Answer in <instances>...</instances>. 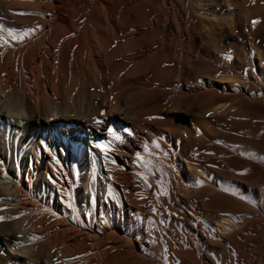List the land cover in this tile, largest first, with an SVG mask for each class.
Returning <instances> with one entry per match:
<instances>
[{
    "label": "bare ground",
    "instance_id": "obj_1",
    "mask_svg": "<svg viewBox=\"0 0 264 264\" xmlns=\"http://www.w3.org/2000/svg\"><path fill=\"white\" fill-rule=\"evenodd\" d=\"M261 13L0 0V264H222L238 186L248 219L264 214V183L231 177L217 128L248 118L254 85L264 103Z\"/></svg>",
    "mask_w": 264,
    "mask_h": 264
},
{
    "label": "rangeland",
    "instance_id": "obj_2",
    "mask_svg": "<svg viewBox=\"0 0 264 264\" xmlns=\"http://www.w3.org/2000/svg\"><path fill=\"white\" fill-rule=\"evenodd\" d=\"M261 14L264 15V13ZM260 15L259 17H261ZM261 18H258L261 20H258L259 22L256 20L259 26L256 27L255 24L256 29H258L253 33L256 38L255 43L260 47L264 46V17L262 16ZM256 87L254 85L253 90L257 97L255 95L253 99H250V104L243 102L245 105H242V103V108L240 107L242 112L248 113L247 119L242 122L241 120L234 123L231 122L227 126L223 124L217 125L219 133L223 131L219 134L220 140H222L219 152H221L220 154L223 157H221V161L225 162L227 160L229 163L231 170L228 169L227 172L231 173L233 170L231 177L245 186L252 187H257L264 183V135H262L264 133V103H262L261 96L257 94L258 87ZM227 172L225 174L228 177L229 174ZM237 192L238 209L242 212L240 213L237 210L238 214H240L235 222L238 237H232L228 243L223 244L225 253L221 263L248 264L247 262L252 258L253 263L251 262V264H260L264 257V229L260 238V228L264 225V214L261 213L259 217H256L257 219H248L252 212L258 211V206L254 207V200L246 196L241 186H238ZM244 206L248 210L250 209L249 214L246 212L247 216L246 214L243 215V210L240 209L246 208ZM181 216L188 218L185 213L181 214ZM258 247V254L255 255ZM201 260L203 264H214L205 255L201 256Z\"/></svg>",
    "mask_w": 264,
    "mask_h": 264
},
{
    "label": "snow or ice",
    "instance_id": "obj_3",
    "mask_svg": "<svg viewBox=\"0 0 264 264\" xmlns=\"http://www.w3.org/2000/svg\"><path fill=\"white\" fill-rule=\"evenodd\" d=\"M254 23H255V22H254ZM109 131H111V129H110ZM116 139H119V137H116Z\"/></svg>",
    "mask_w": 264,
    "mask_h": 264
}]
</instances>
